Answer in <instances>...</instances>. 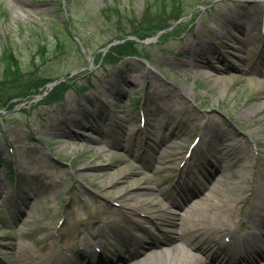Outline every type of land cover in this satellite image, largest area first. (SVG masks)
<instances>
[{
  "label": "rangeland",
  "instance_id": "obj_1",
  "mask_svg": "<svg viewBox=\"0 0 264 264\" xmlns=\"http://www.w3.org/2000/svg\"><path fill=\"white\" fill-rule=\"evenodd\" d=\"M161 1L0 0V47L8 44L20 66L31 67L34 55V75L72 72L75 82L61 100L38 104L36 94L8 101L24 74L0 78V264H31L23 246L41 264H80L69 256L75 250L81 264L108 262L148 228L163 242L170 237L160 228L173 235L180 229L167 222L186 216L176 192L184 180L208 186L184 230L192 246L224 254L213 229L229 213L234 236L260 231L264 253V228L251 218L264 205V0H182L180 25L137 46L138 55L106 61L107 38L147 28L149 17L171 22V13L158 15ZM37 42L45 44L44 67ZM205 57L222 60L220 70L196 64ZM4 66L0 57V75ZM137 183L145 188L127 191ZM150 197L161 206L139 209ZM85 240L94 243L87 259ZM99 242L103 250L93 252ZM182 243L201 257L188 262H204L177 240L156 249L155 264H175Z\"/></svg>",
  "mask_w": 264,
  "mask_h": 264
},
{
  "label": "bare ground",
  "instance_id": "obj_2",
  "mask_svg": "<svg viewBox=\"0 0 264 264\" xmlns=\"http://www.w3.org/2000/svg\"><path fill=\"white\" fill-rule=\"evenodd\" d=\"M236 24V23H235ZM200 57L204 56V55H199ZM196 64H202L203 66L206 67H210L213 68V70L218 71L220 70L219 68H217L216 63L217 62H222V60L220 61V59L216 62L210 59H206V57L202 60V59H196ZM221 68V67H220ZM236 68V67H235ZM223 69V68H222ZM239 72L242 73V70L240 68L237 67V69ZM225 72V70H223ZM220 147V146H219ZM220 152L221 154L225 155L227 154L226 150H224V148H220ZM211 160V159H208ZM96 168V166L94 165H89L86 168ZM145 180V178H142ZM140 182L143 183V180H140ZM180 185V183H178ZM177 184V187H178ZM145 187H140V184H131L129 186V188L127 189L128 192L132 193L134 192V190H141L144 189ZM154 190V189H152ZM178 196H180L179 194V189L177 188L176 190ZM188 198V197H187ZM190 199V198H189ZM196 204L193 205V208H191L187 215L185 217H179L181 220H169L167 222V224L175 226V227H179L180 228V232L175 233L171 239H169V241H167V243L169 245H173L174 243L177 242V240H181L182 242L188 243L191 245V248H193L195 250V248H197L198 250L201 251V254H203L202 256V260H204V262L202 261V264H231L235 262V258L237 257V261L235 264H255L253 263V259L255 254H258V251L260 250L258 245L255 244V238L258 237V234L255 230H247L245 233H239L237 234V236L235 234V228L233 227L234 225L231 224L230 222H226L224 219L225 218H229L231 214L226 213L224 216H222L221 222L218 224V226H216L214 230V232L216 233L214 235V238L218 241V242H223V241H228L225 242L227 244V248L226 249H234L232 253H228L227 256H222V254L218 253L217 251L212 253L210 257H207V250H205L206 248L203 247V244L201 245H197L194 247V245L192 246V241L188 242V238H185L184 235V230L188 229V223L187 221H191L195 214L199 216V212L200 210L198 209L199 207H201L199 205V202L196 201ZM220 203L223 204V206L225 207H229L231 206V204H227L224 200H220ZM142 204L144 207H139V209H151L153 207H155L156 205H160L157 200L155 198H151L150 200L147 199H142L139 200V204L138 206ZM170 204L172 206H180L181 204L178 201H171ZM161 206V205H160ZM164 208V207H163ZM161 208V209H163ZM165 210V208H164ZM168 212V211H167ZM171 215H174V213L168 212ZM199 213V214H198ZM148 218H151V213L145 215ZM220 216V215H219ZM178 218V217H177ZM224 218V219H223ZM251 218L253 221V224H255L256 226H260L261 227V223L264 222V206L260 207L257 212H254L252 214L251 212ZM161 227V226H160ZM142 228V225L141 227ZM161 231L167 233L168 228L167 227H161L160 228ZM149 235V234H148ZM227 235H230L228 238L224 239L223 237H226ZM223 236V237H221ZM85 238V237H84ZM149 239H151V236H149ZM86 243V247L89 248L91 247L92 244L94 243H90L88 242V240H85ZM101 243H96L94 246V249H96ZM150 246V242L148 240H141L140 242L137 243V246H135L134 248H130V250H127V254L130 253V255H132V260H130V264H137V263H143V262H149L151 260L152 255L147 253L146 251H144L146 248H148ZM159 247V246H156ZM177 251H176V256L173 257V259L175 260V264H193L190 263L188 261L193 260L196 261L198 263V260H201V257L199 258L195 253L193 252H189V250H187L185 248V246L183 245V243L181 245H179L177 247ZM21 254H26L28 257H30L31 259V264H41V260H39V258H35V256L31 255L26 248H24V246L21 248L20 250ZM141 253V254H140ZM126 254H124V256H121L120 260H124L127 256H125ZM73 258H75V256H77V250L75 251H70V255ZM260 256V255H259ZM264 256V255H263ZM163 256L161 255L160 258H162ZM188 257V260H185V258ZM226 257V258H225ZM234 258V260L232 262H229L227 260V258ZM226 259V260H225ZM164 260V259H163ZM262 260V258H259V261Z\"/></svg>",
  "mask_w": 264,
  "mask_h": 264
},
{
  "label": "trees",
  "instance_id": "obj_3",
  "mask_svg": "<svg viewBox=\"0 0 264 264\" xmlns=\"http://www.w3.org/2000/svg\"><path fill=\"white\" fill-rule=\"evenodd\" d=\"M180 2L181 0H162L161 3H159L160 9L158 15L160 14L166 16L169 13H171V18L177 19L176 8L179 6ZM109 11H114V13L117 16L120 15L118 6H114V8H111V10ZM146 19H142V20L149 22L147 28L145 26L144 28L134 30L135 31L134 34H136L137 37L141 40L143 37L148 36L154 33L155 31L159 29H163L164 27L168 26L169 25L168 23L170 22V21L162 22L160 20L154 22L152 21L151 17H149V19L148 18ZM67 32L70 33V25H68L67 27ZM126 36H127L126 34L118 33L106 39L104 43H108L109 41L114 39L118 40L117 42L110 44L106 49V51L104 52V54L106 55V61L116 63L117 61L122 60V58L126 57L129 54L137 53L138 51L137 45L139 44L138 43L139 41L126 38ZM81 42H82L81 44H83L84 47L86 48L85 42L83 40H81ZM61 44L62 43L59 40L56 42L54 52L57 53L61 52L60 49L61 47H63ZM36 46H38V55H39L38 57H40V59L42 60L40 65L44 67V62H45L44 59H45V55H47L45 44L44 43L41 44L37 42ZM0 57L3 59V62H5L4 72L0 75V78L6 77L9 73L14 76L19 74H24L23 86L21 87L22 89L17 94H14L8 101H10L15 97H23L36 92H40V88L41 87L43 88L47 81H50L55 77H57V75H49L45 69H43L42 72L40 71L38 75L36 74L34 75L32 73L33 71L31 70V67H34L36 70H38L39 68L36 67L37 64L34 61L33 58L34 55H31L30 57L29 62L31 64V67L30 66L25 67L22 65L20 66L18 58H16L14 51L11 49V47H9L8 44L1 45ZM74 84L75 82L70 81V79L66 76L65 80L59 81L58 83L54 84L51 87V89L42 98H40L41 100L39 102L43 104H48L60 100L61 97H63L65 91ZM7 102L5 103V105L8 104ZM7 106L8 107L6 109L12 107V105H7Z\"/></svg>",
  "mask_w": 264,
  "mask_h": 264
},
{
  "label": "water",
  "instance_id": "obj_4",
  "mask_svg": "<svg viewBox=\"0 0 264 264\" xmlns=\"http://www.w3.org/2000/svg\"><path fill=\"white\" fill-rule=\"evenodd\" d=\"M51 84H49V86H50ZM49 86H48V88H49Z\"/></svg>",
  "mask_w": 264,
  "mask_h": 264
}]
</instances>
